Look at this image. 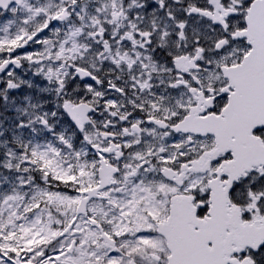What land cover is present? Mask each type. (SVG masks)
I'll list each match as a JSON object with an SVG mask.
<instances>
[{
  "label": "snow or ice",
  "instance_id": "obj_1",
  "mask_svg": "<svg viewBox=\"0 0 264 264\" xmlns=\"http://www.w3.org/2000/svg\"><path fill=\"white\" fill-rule=\"evenodd\" d=\"M0 264H264V0H0Z\"/></svg>",
  "mask_w": 264,
  "mask_h": 264
}]
</instances>
